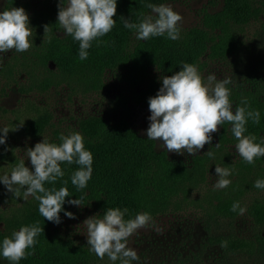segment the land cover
Here are the masks:
<instances>
[{
	"label": "trees",
	"instance_id": "16d2710c",
	"mask_svg": "<svg viewBox=\"0 0 264 264\" xmlns=\"http://www.w3.org/2000/svg\"><path fill=\"white\" fill-rule=\"evenodd\" d=\"M32 1L6 0L2 8V11L11 7L24 8L33 31V36L29 37L32 46L26 52L12 50L0 54L3 56L0 59L3 95L11 85L22 91L37 88L44 94L53 86L74 91L98 90L105 85V78L111 73L121 75L133 86H138L136 99L148 103L149 97L155 96L161 87L162 76L181 70L183 63L195 65L200 73L202 59H220L236 52L240 47L239 30L242 32L246 24L264 15V0H223V6L208 14L203 24L193 28L178 25V40H170L166 35L137 40L135 31L126 29L121 18L138 23L142 14L150 13L145 7L147 3L159 5L166 0H117L113 17L115 26L100 38L102 43L92 42L87 59L81 61L78 41L66 35L57 22L59 0ZM45 25H48L47 32H44ZM251 75L229 88V98L233 112L237 106H242L243 98H247L249 110L260 112V123L253 124L248 120L244 135H254L256 143L264 144V76ZM122 106L125 109L122 116L108 118L89 114L80 117L76 126L66 131L55 128L54 109L45 104L34 106L23 121V130L32 139L42 137L57 145L62 142L59 139L61 134L79 132L85 150L92 153L91 179L85 189L78 190L71 183L72 174L80 167L75 163H62L64 176L55 184H44L47 189L67 187L70 196L62 205L64 211L83 208L102 217L108 208H127L125 220L144 212L149 213L153 220L161 214L180 210L192 190L206 180L211 161L218 160L222 164L231 163L233 179L228 187L208 193V215L234 217L238 213L230 210L233 202L238 201L243 207L246 190L255 188L256 180H264V157L257 158L254 165L245 163L240 156L233 160L237 140L230 131V124L220 126L217 133L219 147L213 148L214 159L209 158L206 152L183 159L168 155L164 149L156 147L155 141L141 135L128 119L126 100L122 101ZM9 110L0 102V117L7 118ZM49 129L51 135L47 136ZM11 133L12 130L7 136ZM0 155L11 167L22 160L12 151L1 152ZM82 196L83 206L68 203V200ZM12 200L14 205L10 211L0 210V243L22 226L38 222L43 228L36 237L37 244L27 250L31 255L18 264H97L101 260L89 251L87 241L63 228L61 222L55 224L44 219L38 211L39 202L33 197L24 199L14 195ZM64 211L59 213L60 221L65 216ZM247 212L256 223L264 226V198L250 202ZM262 240L264 235L252 239L234 231L208 232L205 238L207 245H215L234 254L254 253ZM224 241H227V246L221 247ZM0 264L10 262L0 257Z\"/></svg>",
	"mask_w": 264,
	"mask_h": 264
},
{
	"label": "clouds",
	"instance_id": "9594fccd",
	"mask_svg": "<svg viewBox=\"0 0 264 264\" xmlns=\"http://www.w3.org/2000/svg\"><path fill=\"white\" fill-rule=\"evenodd\" d=\"M145 7L151 14H142L138 23L121 18L126 29L135 31L137 40L165 35L170 40L180 39L178 25L183 17L178 12L166 4L147 3ZM116 8L117 0H67V3L59 0L57 22L66 35L78 41L81 61L87 59L92 42L97 41V45L102 43L100 38L115 26L113 17L116 15ZM47 26H44V32L48 31ZM32 36L33 31L24 8L11 7L0 11V54L12 50L26 52L32 46L29 40ZM161 80L157 94L148 99V140L161 141L159 146H163L167 152L195 155L206 144H211L212 134L219 130V126L228 123L237 140L235 149L245 163L254 165L257 158L264 157V144L256 143L257 138L254 135H244L248 120L253 124L260 123V112L248 109L247 98H243L242 106H237L233 112L229 98L230 89L227 87L233 83L230 77L217 79L213 73L207 76L205 82L195 65L183 63L181 70L170 76H162ZM22 126L23 121L12 129L0 128L3 133L0 135V144L6 143L10 130L14 131ZM59 139L62 142L58 145L43 139L34 147L27 148L26 155L33 170L26 167L24 160H21L11 169L10 175H0V183L5 185L8 192L21 197L23 189L24 199L31 196L37 200L39 214L55 224L61 222L59 213L64 211L62 205L70 194L67 187H60L59 190L47 189L44 187L45 182L55 184L58 178L64 176L61 164L75 163L80 167L72 174L71 183L78 190H83L91 179L93 160L92 153L85 150L84 140L79 132L61 134ZM215 146L218 148L219 143ZM206 155L215 158L212 151H207ZM232 171L233 169L216 165L215 174L218 179L213 185L214 189L228 187L231 181L227 177ZM254 187L264 189V180H256ZM68 203L83 206V196L70 199ZM230 210L243 215L246 208L236 201ZM127 212V208H108L102 218L91 216L83 221L87 230L89 251L99 259L103 260L107 256L113 264L117 260L120 264L139 261L137 252L128 247L127 242L138 229L147 227L152 217L144 212L125 220ZM64 214L70 219L75 218L72 212L64 211ZM41 232L43 228L38 222L13 231L10 238L6 236L0 243V257L10 264H18L27 255H31L27 250L34 248L37 244L36 237ZM226 246L227 241H224L221 247Z\"/></svg>",
	"mask_w": 264,
	"mask_h": 264
},
{
	"label": "rangeland",
	"instance_id": "374dc122",
	"mask_svg": "<svg viewBox=\"0 0 264 264\" xmlns=\"http://www.w3.org/2000/svg\"><path fill=\"white\" fill-rule=\"evenodd\" d=\"M37 1L41 2V0ZM5 3L6 0H0V11ZM161 4L171 6L183 17L179 24L181 27L193 28L203 24V19L208 14L217 12L223 6V0H166ZM239 39L240 47L236 52L220 59L208 57L202 59L200 74L205 82L207 76L214 73L217 79L230 77L233 81L227 85L230 88L247 79L250 74L253 77L264 76V15L246 24L242 32L239 30ZM23 81L26 82V80ZM3 84L4 81H1L0 87ZM6 89V95H3L0 89V102L10 110L6 114L7 118L0 117V128H14L29 117L34 106L45 104L54 109L55 128L66 131L75 127L80 117L89 114H101L108 118L124 115L125 109L122 101L126 100L129 106L130 123L141 135L147 136L146 129L150 124L148 103L136 99L135 92L139 90V87L133 86L121 75L109 73L105 78V85L98 90L74 91L67 87L53 86L44 94L39 93L37 88L33 90L26 88V91H22L18 86L11 85ZM218 131L212 134L211 144H206L195 155L207 151L215 152L213 148L217 143ZM46 135H51L50 129ZM42 141V137L32 139L23 127H19L12 130V133L6 137V143L0 147V153L14 152L24 160L26 167L33 170L26 150ZM155 144L158 149H164L163 146H159L162 144L161 141H155ZM234 152L232 158L236 160L239 154L236 149ZM167 153L183 159H190L194 156L186 152L184 154ZM228 164L230 166L218 160L211 161L206 180L198 188L192 190L188 201L180 210L159 215L151 220L147 227L138 229L129 237L128 247L134 249L139 256V261H132L131 264H264V240L260 241L258 249L250 254L230 253L218 246L207 245L205 242L208 232L234 231L252 239L264 235V226L256 223L247 212V205L250 202L255 198H264V189L248 188L246 190L243 196V207L246 211L243 215L209 217L207 195L214 189L213 185L218 179L215 167L219 165L232 169L231 163L228 162ZM12 168L10 163L0 155V175L5 173L10 175ZM227 179L232 180V174ZM23 191L21 189V197H23ZM12 196H14L13 193L8 192L5 185L0 183V210L10 211L14 205ZM71 212L75 218L70 219L63 216L62 227L87 241V230L83 221L91 216L102 217L83 208ZM97 264H113V262L105 256ZM114 264H120V261L117 260Z\"/></svg>",
	"mask_w": 264,
	"mask_h": 264
}]
</instances>
